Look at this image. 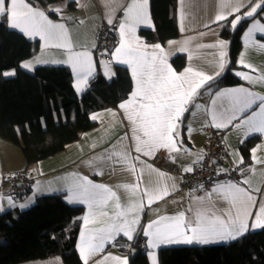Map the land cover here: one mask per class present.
<instances>
[{"label":"crops","instance_id":"obj_1","mask_svg":"<svg viewBox=\"0 0 264 264\" xmlns=\"http://www.w3.org/2000/svg\"><path fill=\"white\" fill-rule=\"evenodd\" d=\"M137 2L143 3L144 0H137ZM24 3L34 10L42 11L47 20L55 24H63L72 47L71 50L57 47L56 45L61 41L46 42L39 35L28 36L16 29L28 39L39 42V51L24 59L20 64L21 68L29 71L41 64L65 65L71 72L74 91L77 95H81L90 80L96 75L97 70L106 79H110L114 73V65H121L129 70L132 89L128 97L121 101L117 107L91 112L89 116L91 120L95 121V126L83 131L78 139L65 145L61 151L34 163L27 165L19 146L15 145L14 147L6 140L0 139V214L13 208L24 210L33 205L38 196L47 193H60L68 204L82 206L83 215L77 237V249L83 264H85V260L80 252L81 234L87 235L90 230L106 228L114 222V218L120 212H124L125 215L118 222L123 223L126 219L129 222L133 237L139 230L144 235L150 264H153V260H155V264H158L157 251L161 247L221 244L235 240H219L207 244L198 242L161 243L155 242L152 236H145L144 234L146 230L155 232L156 225L148 228L153 221L160 220L162 217H177L180 213L184 214V220L187 224L194 226L197 211L196 198L207 197V194L214 187L220 185L236 184L245 188L253 197L254 203L249 209L251 215L247 219L248 227L243 235L260 228H252L251 225L256 223V216L260 214L259 210L264 206V133L249 131L247 126L236 127L242 119L250 116L253 111L259 112L260 100L257 99L256 104L251 109L239 114L236 120L223 128L214 126L220 121H213L212 119V114L217 107L212 104V101L217 99V93L238 88L247 89L264 97V81L259 79L264 77V48L260 47V45H264V33L254 30L251 36L245 35L255 22H259L257 28L264 25V7L258 8L253 16L245 17L250 19L241 33L240 47L235 57L236 67L232 69V73L239 82L213 89L207 85L224 73L229 59V40L221 35V29L224 26L233 29L231 21L235 19V14L228 16L227 20L214 22L215 17L221 12L227 14V9L222 8L221 0H177L178 36L163 43L148 42L139 34L141 28H154L149 0H147L145 12L148 22L136 25L135 42L147 46L143 50L148 53L153 51L151 46L161 45L165 53L166 63L177 75L184 74L186 69L192 68L194 72H203L205 75L214 78L197 89L191 100L184 106V111L179 120L175 121L173 149L157 148L152 154L145 155L143 151L140 153L135 151L138 143L135 136H140L141 140L145 137L138 130V124L134 125L128 119V115L135 113L139 103L142 102L141 97L133 99L132 94L137 90L136 78L132 74V66L124 63L129 57L123 51L118 56L114 55L122 41L120 24L125 21V10L133 3V0H56L47 4L46 10L32 5L27 0H24ZM257 3L259 0H243V7L239 14L242 15L249 11ZM5 7H10V0H6ZM55 9L59 11H55ZM48 11L55 13L57 17L50 16ZM5 16L9 26V17ZM109 18H111V23H109ZM75 20L81 21L78 27L73 26ZM102 23L114 28L116 38L115 45L107 56L99 58L96 52L97 33ZM123 40L127 44L130 42V37L126 34ZM220 41L225 42L223 51L226 52V56L224 57L225 66L223 69L219 67L221 49L210 47V45H217ZM169 42L173 43L170 44ZM181 49L185 50L181 51ZM82 51H88L91 55L92 70L91 75L86 80L78 77L72 65L67 62L71 53ZM177 54H184L186 57L184 67L179 70H176L171 64V58ZM26 62L30 63V67L27 69L22 67ZM246 65L252 67L249 68ZM241 72L252 76L255 82L237 75ZM5 73L15 74V70L9 69L4 72L5 77L13 76L5 75ZM217 73L219 74L217 75ZM188 78L196 79L191 74ZM129 101L131 103H128ZM220 101L223 102L224 98H220ZM124 103L128 104L127 109L120 107ZM134 128H137L135 133ZM210 131H217L222 134L231 161L241 166L242 174L238 181H222L201 189L181 190L178 187L181 179L180 174L157 168L150 162L152 156L160 152L171 157L181 171L186 172V168H191L200 160V147ZM253 136H258V139L250 148V161L245 164L239 147L245 140ZM8 154H11V159L15 158L16 164L8 161ZM17 172L25 174L29 182L28 191L19 197L11 195L8 192L11 183L2 180L3 174ZM83 177H86L92 184L105 186L115 193V196L105 205L94 206L91 213L87 203L79 200L70 202L68 198L70 195L69 188L81 183ZM165 191L167 192L166 195L164 194ZM149 199L152 200L151 203H149ZM211 199L216 215L225 216L228 212L234 214L235 209L228 201L218 200L215 193L212 194ZM117 204H119V208L116 207ZM101 213L105 214L102 215ZM84 217H89L87 225L84 222ZM133 219L137 220L135 224L131 223ZM173 222L172 220H161L159 226ZM235 228L238 230L239 225L237 224ZM191 235H193L191 231L185 228L183 236L176 235L173 238L183 240L184 236ZM132 240L124 236L122 232L113 233V238L106 240L101 250L88 255L87 264H124L125 261L128 264L127 253L121 249L120 242ZM150 241L155 242V247ZM16 264H64V262L60 256H51Z\"/></svg>","mask_w":264,"mask_h":264},{"label":"trees","instance_id":"obj_2","mask_svg":"<svg viewBox=\"0 0 264 264\" xmlns=\"http://www.w3.org/2000/svg\"><path fill=\"white\" fill-rule=\"evenodd\" d=\"M27 1L46 10L47 4L56 0ZM149 9L154 28L139 30L146 41L163 43L178 36L177 0H149ZM249 19H242L235 29H221V35L229 40V59L224 73L208 87L217 89L239 82L232 69L236 67L240 36ZM38 51L37 40L9 27L6 16L1 15L0 139L19 146L27 165L78 139L83 131L95 126L91 112L117 107L132 89L128 68L114 65L110 79L97 70L83 93L77 95L65 65L41 64L32 71L21 68V62ZM185 62L184 54L171 58L176 70L183 68ZM9 69H14L15 74L5 77L4 72ZM257 139L258 136L250 137L239 147L245 164L250 161V148ZM82 215L83 207L68 204L60 193L40 195L24 210L4 211L0 214V264L51 256H60L64 264H83L77 249ZM144 241L140 230L129 241L128 264H150ZM131 250H135L133 255ZM157 256L158 264H264V227L221 244L161 247Z\"/></svg>","mask_w":264,"mask_h":264},{"label":"snow or ice","instance_id":"obj_3","mask_svg":"<svg viewBox=\"0 0 264 264\" xmlns=\"http://www.w3.org/2000/svg\"><path fill=\"white\" fill-rule=\"evenodd\" d=\"M146 4L147 0H144L143 3L133 0V3L125 10V21L120 24L122 41L114 55L118 56L123 51L129 57L124 63L132 66V74L136 78L137 90L132 94L133 99L141 97L142 102L139 103L138 110L135 113L128 115V119L134 125L138 124V130L145 137L141 140L140 136H135L138 141L135 151L137 153L143 151L145 155H150L157 148L173 149L175 121L179 120L181 113L184 111V106L191 100L197 89L214 77L207 76L203 72H194L192 68L186 69L184 74L177 75L166 63L165 53L161 45L151 46L153 51L148 53L143 50L147 46L135 42L136 25L148 22L145 12ZM5 5L6 0H0V15L9 17L10 27L19 29L28 36L39 35L46 42L61 41L56 45L57 47L71 50L72 46L63 24H55L47 20L42 11L34 10L24 3V0H10V7L6 8ZM221 5L222 8L227 9V14L221 12L215 17L214 22L227 20L228 16L235 14V19L231 21L232 28L235 29L242 19L253 16L258 8L264 7V0H259V3L242 15L239 13L243 7V0H221ZM55 11L59 10L55 9ZM109 23H111V18H109ZM258 23L255 22L245 35L251 36L254 30L264 33V25L257 28ZM126 34L130 37V42L127 44L123 40ZM210 47L221 49L219 67L223 69L225 66L224 57L226 56V52L223 51L225 42L220 41L217 45H210ZM260 47L264 48V45H260ZM184 50L181 49V51ZM67 62L72 65L78 77L86 80L91 75L92 63L88 51L71 53ZM241 63H243L242 60ZM22 67L27 69L30 67V63L26 62ZM246 67L251 68L252 66L246 65ZM189 74L196 79L188 78ZM5 75H14V73H5ZM237 75L255 82L252 76L245 73L241 72ZM259 79L264 81V77ZM216 97L217 99L212 101V104L217 106L212 114V119L213 121H220V123H215V127H227L228 124L237 119L239 114L251 109L259 99V112L253 111L250 116L242 119L236 127L247 126L249 131L264 133V97L244 88L224 90L217 93ZM220 98H224V101L221 102ZM128 103H131V101ZM127 106V103L120 105L122 109H127ZM225 121L227 123H224ZM133 131L135 133L137 128H134ZM175 150L178 151L179 149ZM136 159H139V157H136ZM199 159H202V157ZM185 171H191V168H186ZM69 193L70 202L79 200L87 203L90 213L94 206L105 205L115 196V193L105 186L92 184L86 177L82 178L81 183L69 188ZM213 193L217 194L218 200L228 201L235 209L234 214L228 212L225 216L216 215L213 211L214 205L211 199ZM164 194L166 195L167 192L165 191ZM196 200L197 211L194 226L187 224L184 220V214L180 213L177 217H162L160 220L153 221L148 228L156 225L155 232L146 230L145 236H152L155 242L161 243L198 242L207 244L219 240L236 239L247 230V219L251 215L249 209L254 201L252 195L245 188L236 184L220 185L214 187L207 194V197H198ZM151 202L152 200L149 199V203ZM21 207H24V205H21ZM116 207L119 208V204ZM259 213L256 216V223L251 225L252 228L264 227V206L260 208ZM101 214L104 215L105 213ZM124 215V212L118 213L114 218V222L106 228L90 230L87 235L81 234L80 252L85 264H87L88 255L101 250L104 242L113 238V233L119 234L122 232L129 240L133 239L129 222L126 219L123 223L118 222ZM161 220H172L174 222L159 226ZM84 222L87 225L89 217H84ZM136 222L135 219L131 221L132 224ZM237 224L239 225L238 230L235 228ZM185 228H188L193 235L184 236L183 240L173 238L176 235L183 236ZM155 242L150 241L153 247H155ZM124 264H127V262L125 261ZM153 264H155V260H153Z\"/></svg>","mask_w":264,"mask_h":264},{"label":"built area","instance_id":"obj_4","mask_svg":"<svg viewBox=\"0 0 264 264\" xmlns=\"http://www.w3.org/2000/svg\"><path fill=\"white\" fill-rule=\"evenodd\" d=\"M115 30L111 25L102 23L98 28L96 52L99 58L107 56L115 45ZM200 159L191 166V171L182 172L171 157L160 152L152 156L150 162L157 168L180 174L181 179L178 187L181 190L194 188H205L213 183L222 181L236 182L242 174L241 166L234 164L228 154L220 132L210 131L200 147ZM2 180L10 182L8 192L19 197L26 193L29 182L25 174L17 172L14 174H3ZM121 249L129 251V241L120 242Z\"/></svg>","mask_w":264,"mask_h":264},{"label":"rangeland","instance_id":"obj_5","mask_svg":"<svg viewBox=\"0 0 264 264\" xmlns=\"http://www.w3.org/2000/svg\"><path fill=\"white\" fill-rule=\"evenodd\" d=\"M80 22L81 21H79V20H75V22H74V27H78L79 26V24H80ZM231 27H232V25H231ZM29 71H32V70H29ZM208 136H209V134H208ZM8 142V141H7ZM10 143V142H9ZM10 144H12V143H10ZM14 147H15V145L14 144H12ZM8 158H9V162H11L12 164H16V160H15V158L14 159H11V154L9 155L8 154ZM166 171H168V170H166ZM168 172H170V171H168ZM171 173H173V172H171ZM176 174V173H175ZM29 189V188H28ZM28 191V190H27ZM26 191V192H27Z\"/></svg>","mask_w":264,"mask_h":264},{"label":"water","instance_id":"obj_6","mask_svg":"<svg viewBox=\"0 0 264 264\" xmlns=\"http://www.w3.org/2000/svg\"><path fill=\"white\" fill-rule=\"evenodd\" d=\"M135 253V250H131V255H133Z\"/></svg>","mask_w":264,"mask_h":264}]
</instances>
